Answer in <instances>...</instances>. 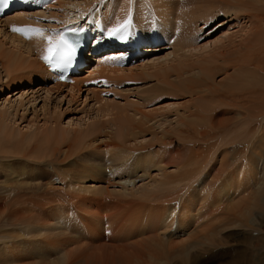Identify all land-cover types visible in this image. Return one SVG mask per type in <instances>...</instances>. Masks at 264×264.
Wrapping results in <instances>:
<instances>
[{
  "label": "bare ground",
  "instance_id": "1",
  "mask_svg": "<svg viewBox=\"0 0 264 264\" xmlns=\"http://www.w3.org/2000/svg\"><path fill=\"white\" fill-rule=\"evenodd\" d=\"M91 1L52 0L41 13L18 12L0 20V96L5 91L10 93L14 87H29L21 93H10L12 95H7L0 104V232L2 230L4 235V240L0 235L1 242L9 240L12 245L16 242L32 247L26 248L23 254H31L38 264H81L83 253L71 251L77 242L67 238L78 229V223L92 218L98 225L86 223L87 229L83 232L91 235L92 241L99 240L103 252L117 247L115 243L119 236L130 241L126 234L131 228L141 238L132 249L135 255L148 260V264H200L197 262L198 250L206 254L221 247L227 250L231 247L227 242L228 234L245 229L248 232L239 233L241 237L243 235L244 244L250 245L253 235H256V241L249 248L237 251L236 259H231L228 264H264V252H260L264 249V0H192L188 3L183 0H112L110 6L104 8L105 19L100 9L97 12L89 10ZM73 2L74 8L79 7L77 17H70L67 12H49ZM69 11L76 12L74 9ZM49 13L50 16L57 15L56 30L86 28L94 35L101 30L108 40L114 37L115 43H130L134 49L143 42L174 40L177 51L160 59L157 56L145 61L140 59L146 64L142 61L138 65H128L127 60L132 58V53L127 54L129 50L116 56L122 57L120 59L99 56L95 65L90 64L79 76L61 83L50 74L48 64L42 59L46 41L36 36L29 39L12 30L13 26L34 27L38 19ZM229 15L234 18L238 30L230 28L210 44L194 45L198 23L209 25L218 17ZM125 21H128L126 28L116 35H109ZM8 28L13 31L12 36ZM134 30L137 34L129 35ZM176 30L177 34H174ZM165 49L162 46L145 51L155 53ZM150 80L156 83L141 90L143 103H134L136 108L141 106L137 109L138 121L136 117L131 118L136 124H130L125 114L126 106H121V110L118 102H104L99 95L102 89L110 88L111 93L126 84H147ZM95 84L100 88H93ZM36 91L71 101L88 92L95 95L99 107L94 118L66 128L54 127V124L41 132L32 125L21 128L12 111L24 108L31 94L37 101ZM15 95L19 97L12 101ZM163 96L189 99L184 106H178L174 129H162L159 148L148 146L140 152L134 151L127 144L138 141L145 127L158 118L165 120L169 114L165 115L168 111L165 107H153ZM219 142H226L230 149L215 150L214 146ZM96 146L112 157L107 163L90 168L95 172L93 175L99 173L105 178L102 181L106 184L105 189L82 187L81 173L77 169H64L73 164L71 159L75 155ZM228 151L234 155L233 164L229 157H221L220 168L212 176L208 171L210 163L215 161L218 152L224 155ZM242 160L249 164V173L244 185L240 184L238 188L251 190V194L246 203L236 204V191L231 183L234 180L226 178L220 185L222 191L219 194L216 187L227 170ZM157 165L162 167L161 171L166 172L169 167L176 170L164 173V179L158 181L161 191L151 194L148 185L136 188L139 179L147 177L146 171ZM242 180L240 178V183ZM111 188H120V191L113 192ZM89 189L94 191L91 198L86 196ZM189 189L198 197L201 194L202 207L190 218L186 204L193 198L192 192L188 194ZM211 193L214 196L210 197ZM113 195L117 204L110 208L107 203ZM124 196L134 201H123ZM224 198L228 200L226 205ZM207 201L212 208L210 215L198 223V231L188 229L192 223L201 220ZM125 203L133 206L130 214L121 207ZM86 204L85 210L81 208ZM96 210L104 215H96ZM6 228L12 232H7ZM15 230H19V235L14 233ZM175 236L186 237L187 241L182 246H172L170 240ZM4 261L0 260V264ZM7 264H20V260L9 258Z\"/></svg>",
  "mask_w": 264,
  "mask_h": 264
},
{
  "label": "rangeland",
  "instance_id": "2",
  "mask_svg": "<svg viewBox=\"0 0 264 264\" xmlns=\"http://www.w3.org/2000/svg\"><path fill=\"white\" fill-rule=\"evenodd\" d=\"M98 1L100 3L101 2L102 3L101 4L100 3L98 4L97 3ZM177 1H182V0H177ZM183 1H185V3H188V2H190L192 0H183ZM106 2H107V5L105 4ZM110 2H112V0H96V1L93 0V1H91L92 4L89 7V10L91 9V11L94 10L93 12H97L100 9V11H102V13L105 14L106 13V10L104 8L105 7L108 8L110 6V4H109ZM175 2L176 1H174V3ZM94 3H95L96 6L93 5ZM58 4H60V3H58ZM74 4H75V2H73L72 4H69V5L63 6L60 9H53V10H51L49 12H52V13L67 12V13H69L70 17H77V14H78L77 12L79 11V7L77 6V9L74 8ZM100 5H102V6H100ZM70 9H74L76 12L69 11ZM44 10H45V7L39 13L43 12ZM131 11H133V7L131 8ZM15 13H18V12H15ZM12 14H14V13H12ZM106 15L107 14L103 15L104 17L102 16L103 19L106 18ZM56 18H57V15H54L53 14V16H50V13H49V15L44 16L41 19H38V22H36V24H35L34 27L35 28H40V29H46V30L55 29V26L57 24ZM103 21H102V23H103V26L105 27ZM97 22H99V21H97ZM131 22L132 21H130V23ZM234 22H235L234 18L230 17V15H229V16H221V17H218L217 20H214L209 25H203L202 23H198L199 29L196 32V36H194L195 37L194 38V40H195L194 45L195 46H198V47H201L203 45L210 44V43L216 41L219 37H222L223 34L226 31H228V29H230V28L232 30V28L234 27L233 30L234 29H235V31L238 30V28H237L238 25H237L236 22L235 23ZM99 24H100V22H99ZM222 24H224V25H222ZM8 30H9V35L12 36L13 35V31L10 30L9 28H8ZM131 33L134 35V34H137V31L136 30L131 31L129 33V35ZM48 34H50V32H46L45 33V35H48ZM97 34L99 35V36L97 35L96 44H95V46L97 47V49H98L99 43H103V42H105V43L106 42L115 43V38L114 37L112 39H109L108 40L107 39L108 37L105 36L104 35V32H102L101 30H99V33H97ZM174 34H177V30L174 32ZM155 42L158 43L159 41H153L152 43L151 42L150 43L149 42H145V43L143 42V43L140 44L141 49H143V53L142 54H144V55L141 56V58L144 61L147 60V58H149V59L152 58V57L153 58L154 57L156 58V56L159 59H160V57L161 58H164V57H167V56H169V55H171V54H173V53H175L177 51V48H176L177 42L174 41V40H172L171 42H168L167 40H163V42L160 41L159 42V43H161L160 46H155L156 45ZM125 44H129L130 47H133L130 43H125ZM125 44L123 43L122 45H120L123 49L122 48H120V49L117 48L119 50L118 53L123 52V51L125 52V50H124V47L125 46H123ZM162 46L163 47L164 46L166 47L165 50H162L163 52L156 51L155 53H152V52L146 53V51H147L146 49L147 48H149V49L150 48L151 49H155L157 47L161 48ZM126 50L131 51L130 48L129 49H126ZM128 52H127V54L129 55ZM106 53H111V52L110 51L109 52H105L104 54H106ZM125 53H123V54H125ZM181 53L182 52H180V54ZM92 56L94 58V60L92 62L95 63L97 61V59H98L99 56L91 55V57ZM143 60H139V62L136 65L140 64ZM128 61L129 60H127V62ZM90 64H93V63H90ZM143 64H146V62H144ZM93 65H95V64H93ZM155 83L156 82L154 80H150L149 82H147V84L145 82H132V83L126 84V86H123L120 89H116V90L111 91V93H109L110 88H106L105 90L101 88L104 92L102 91L99 95L101 96L100 98L104 99V102H108L110 100L109 103H111V101H113V103L115 104V101H116V102H118V104H119L118 106L119 107H121V106L122 107L123 106L125 107L126 106V109H127L126 112L124 110L123 111L129 117V122L131 121L130 124L131 123L132 124H136L137 122H134L133 119H131V118L132 117H134V118L136 117L135 119H137L136 121H138V119L140 118V116H139V112L137 111V109H139L138 107L141 108V106H138L137 105V108H136V106L134 105V103H136L137 101L138 102L140 101V104H142L143 102H142V100L140 98L143 97L144 95L141 93V90L144 89V88L151 87ZM26 87H28V86L27 85L24 86V87L19 86L17 88L14 87L10 93H15V92L21 93L23 90H26ZM93 88H96L97 89V88H100V87H98V84H95ZM10 93H9V91H5L4 93H2V95L0 96V104L2 103L3 99H5L6 96L9 95ZM35 93H36L35 94V98H36L37 101H34L35 99L33 100V98H32V95L33 94L30 93L31 96H29L27 98V100H26V102L24 104V108H19L18 111H15V110L12 111V113L15 115L14 119L19 124V126H21V128H26V127L32 125V126L36 127L39 130V132L45 131L47 127H50V124H54L53 125L54 127L66 128L70 124H73L75 122L77 123V122L85 121V120H88L90 117L91 118H94L96 116L97 109L99 107V104H97V102H96V99L97 98L95 99V95L88 94V92L82 93L78 98H76V99H74L72 101L70 100V98H68V99H62V96H57L56 95L58 98L55 95L47 96L44 92L38 93L36 91ZM64 94H66V93H64ZM10 95H12V94H10ZM18 97H19V95L18 96L17 95L13 96L12 101L17 100ZM46 97L47 98L49 97L51 100L49 98H48L49 100L48 99H45ZM188 99H189L188 97H186V98H176V97H173V96H168V97L167 96L166 97L163 96V98L159 102L154 103V106L153 107L155 109L156 108H159V107H165V108H167L168 111L165 112V115H166V113H169V114L166 115L167 117L165 118V120L158 118L157 121L152 122L150 125H148L147 127H145V132H144V134H142V135H144V137H142V135H140L141 139L139 137L138 138L139 139L138 141H131V142H129L127 144V146L129 148H132L134 151H137V152L140 149L146 148L148 146H153L155 148H157V147L159 148V144H160V141H161V138H162V132H163V130H168L169 129L170 131H172L174 129L175 122H177L176 121V117H177V115H176L177 114V111L176 110H177V108H178V106L180 104H183L185 101H186L185 103H187V100ZM129 102H130V105H132V106L128 105ZM125 103L128 105V107H127V105ZM183 106H184V104H183ZM122 107H121V110H122ZM129 107H131V108H129ZM121 110L119 109L118 112H120ZM127 111H129L130 113H128ZM116 112L117 111L115 110V113ZM136 114L139 117H137ZM146 130L148 131V133L146 132ZM223 143H221V142L217 143V145L214 146V149L217 150L218 148H222V149H219L220 151H223V150L225 151L226 149L229 150L230 149L229 148L230 146H226V142H223ZM220 144H221L222 147L221 146L219 147ZM91 148H92V150H91ZM100 148L101 147H97V146L96 147H90V148H88L89 150L87 149V151H85L84 153H80L79 156L78 155L77 156L75 155V157L73 159H71L72 162H73V164L72 165H70V164L69 165H66L65 168H64V169H69V170L77 169L81 173V177L83 179L79 180V182L82 184V187H86L87 186L88 188H91V189H95V188L96 189H98V188L105 189V187H106V184L102 182V181H105V178L102 177L101 175H99V173H98V175H93L95 172H93V170H90V168H96L99 164L102 165L104 162L107 163L110 158L112 159V157L110 156V154H107V153L103 154L104 152H102V150ZM228 152L226 154H224V155L223 154H220L219 155V152H218L217 156L214 158L215 161L212 160V162L210 163V166L208 167V169H209L208 171H209V173L211 172L212 176H214V175L217 174L216 173L217 172V169L220 168L219 167L220 165H218L219 164L218 161H221V159L223 158V156L229 157V159H231L230 161L233 164L232 159L234 158V155L231 152H229V153ZM135 154H137V153H135ZM86 162L88 164H86ZM242 163H244V164H242ZM241 165H243V166H241ZM84 166H86V167L84 168ZM158 166L159 165H157V167H155V168L149 169L148 172L146 171L147 177L146 178L143 177L142 179H139V181L137 182L136 188H139V187H143V186L148 185L151 194L152 193H155V192H158V191H161L159 189L158 181L161 182V180L164 179L163 176L165 174H169L171 172L174 173V171H176V170H175L174 167H172V168L169 167V168H166L167 170L165 169L166 170V172H165V171H161L162 170V167H158ZM248 166H249V164H247V162H243V160L241 162H239V163H234V166L232 165V169L231 168L228 169L227 172H226V174H225V176L218 181L219 185H217V187H216L217 194H219L218 192H221L222 191V187L220 185L223 183V181L226 178L227 179H232V180H234V182H231V183L233 184V187L235 188V189H233V191L234 192L236 191V197H235L234 203H236V204L243 203V202L246 203L249 200V199L247 200V198H249V196L251 194V192H250L251 190L249 191L248 189H245L244 191H242L240 188H238V186L240 184H243L244 185L243 181L246 179L245 176H247L248 173H249V171L247 170V169H249ZM29 168H33V170L36 169L35 167H29ZM240 169H242V171H241L242 173L240 172ZM35 172H37V171H35ZM160 172H161V174H160ZM229 173H231V174H229ZM49 174H51V173H49ZM227 175H229V176H227ZM239 175H240V178H243V180H242L241 183L239 181L240 180ZM140 176H143V174H140ZM75 177H77V176H75ZM45 183H47V181ZM117 189L111 188V190H113V192L120 191V188H117ZM218 189H220V191ZM239 189L242 192H239ZM153 190H154V192H153ZM191 192L192 191L189 189V193L188 194H190ZM93 193H94V191H92V190L87 191L86 196L91 198ZM191 196L193 198L192 199L193 201H191L192 203L191 202H189L187 204L185 203L187 206H189V210H190V212H189V218H190V216L192 214H196L197 213V209L202 208L201 205H200L201 201H199V199H200L199 197H201V194L198 197V196H196V193L193 191L191 193ZM212 196H214L213 193H211V196L210 197H212ZM124 198L126 200L125 199H122L123 201H130V200H133L134 201V199L131 198V197H125L124 196ZM115 199H116V196L112 197L111 200L108 202L109 204L107 203V206H109L110 208L115 207V204H117V202H116ZM224 199H225L224 200V203L226 205L228 203V200H227V198H224ZM120 205H121V203H120ZM127 205H129L130 207L127 206ZM126 206H127V208H126ZM205 206L206 207L204 208L203 215L201 216V220L200 221L197 220L198 222L197 221L194 222V220H193L194 223H192L190 227L188 226L189 227L188 229L197 230V228L199 227L198 225H200L198 223H201L202 221H204L210 215V213L212 211V208H210L211 207L210 206V203L207 201V205H205ZM82 207L85 210L88 207V205L86 204L85 206H81V208ZM96 207H98V206H96ZM121 207L126 212V214H130L131 207H133V206L131 204L125 203V204H122ZM217 209H219V207ZM120 210H122V209H120ZM109 212H111V210L108 211L107 215H109ZM125 212H123V213H125ZM206 212H207V214H206ZM94 213L96 215L103 214V213H101L100 211H97V210ZM113 213H115V212H113ZM75 221H77V219H75ZM95 221L96 220H94V219L91 218L90 221L83 222V224L82 223H78V224H80L79 227H78V229L77 230H74L75 232H73V234L67 238V240H72V241L73 240H76V242H77V243H74V245L71 248V251H75V252L81 253V254L83 253V257L81 258L83 260H82V263L81 264H148L147 263L148 260L145 261L144 258H141L137 254L135 255L136 252H134V250L132 249L133 246H135V245H137L139 243V241L141 240V238H138L137 232H133V230H131V228H130L129 232L126 234L129 237V240L130 241H125V240L122 239L121 236L118 237V235L116 234V236L115 235L114 236L115 237H118L119 239L117 240V243H115V244H117L118 246L117 247L114 246V249H108V250H105L106 252H103L102 249H101V247H100V245H99V243H98L99 240L92 241L91 235L87 236L83 232V231H86V229H87L86 223H90L91 226H97L98 225V222L97 221L95 222ZM136 225H137V227H139L140 226V222H138ZM262 226L264 227V224H262ZM90 229H94V228H90ZM6 230H7V232H10L11 231V229H8V228H6ZM243 231H241L243 234H245L246 232H248L245 229ZM17 232H19V230H15L14 233H16V235L17 234L19 235V233H17ZM236 232L233 231V232H230L228 234L230 238L229 237L227 238V242L229 241L228 244L231 247L227 248V250H226V248H222V247L221 248H217L216 250H213L211 253H209L210 255L209 254H206V253H202V252H200V250H198L197 256H200V257H198L197 262L199 261L200 264H228V263L234 261V259H236L237 251H243L242 249L245 250V249L249 248L250 245H252L256 241V239L254 237L256 235H253V238L251 240L252 243L250 245H245L244 242H243V240H242L243 239V235L241 237L240 234H239L241 232L240 231H236ZM102 233H103V230L101 231V234ZM107 234L108 233H106V238H107ZM0 235L3 236V239L2 238H0V239L4 240V235L2 234V230L0 232ZM236 235H238V236H236ZM103 236H104V234H103ZM239 236H240L241 239L239 238ZM177 237L178 236L171 237L170 243H171L172 246H178V245H181L182 246L183 243L185 244V242L187 241L186 240V237L185 238L184 237L181 238V236H179L178 238ZM2 240H0V260H2V259L5 260L3 262V264H7L9 258H14L15 260H20V264H38L37 262H35V260L31 256V254H27L29 256H25L24 255L26 248L28 250H30V249H32V247H25V246L21 245L20 243L18 244L16 242H13V245H12V243L9 240H7L6 242L3 241L4 242L3 243V242H1ZM8 241L10 243H8ZM263 242H264V237H263ZM234 243H235V245H234ZM232 246L234 247L233 249H232ZM3 247H5L7 251H4L3 250L4 249ZM222 251H224V252H222ZM75 252H73V253H75ZM260 252L261 253L264 252V249L261 250ZM7 254H9V255H7ZM231 259H232V261H231ZM203 262H205V263H203Z\"/></svg>",
  "mask_w": 264,
  "mask_h": 264
},
{
  "label": "snow or ice",
  "instance_id": "3",
  "mask_svg": "<svg viewBox=\"0 0 264 264\" xmlns=\"http://www.w3.org/2000/svg\"><path fill=\"white\" fill-rule=\"evenodd\" d=\"M9 0H0V6L6 7ZM128 21L113 28L109 35L113 36L126 28ZM13 31L19 32L26 38L31 39L33 36L43 38L46 41V47L43 50L42 59L53 70H65L71 66L77 56L78 48L80 47V40L78 30L75 28H68L65 30H46L35 28L31 26L16 27L13 26ZM46 32L50 34L45 35ZM122 57H112V59H120Z\"/></svg>",
  "mask_w": 264,
  "mask_h": 264
}]
</instances>
